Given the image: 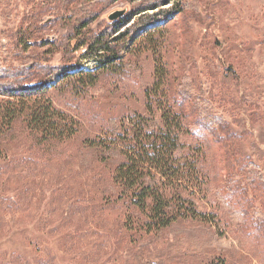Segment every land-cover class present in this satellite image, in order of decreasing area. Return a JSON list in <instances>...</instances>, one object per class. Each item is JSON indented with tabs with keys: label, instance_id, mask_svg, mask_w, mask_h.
<instances>
[{
	"label": "rangeland",
	"instance_id": "374dc122",
	"mask_svg": "<svg viewBox=\"0 0 264 264\" xmlns=\"http://www.w3.org/2000/svg\"><path fill=\"white\" fill-rule=\"evenodd\" d=\"M104 1L78 3L72 13L82 5L97 9L91 28L99 31L111 23L109 14L125 11L121 21L133 7L125 0L102 5ZM61 2L0 0V66L28 63L34 53L49 65H63L59 42L69 21L59 17L69 19L72 13H57ZM181 2L183 13L169 17L164 62L175 76L189 77L196 98L207 102L208 115L219 117L235 136L237 152L231 155L225 143L210 136L205 143L196 130L182 138L187 163L196 159L191 149L204 151L206 182L175 174L170 184L194 191L206 223L177 221L158 234L127 231V212L116 201L111 181L118 160L101 161L88 148V140L111 130L112 120L144 112L154 62L151 53L143 52L128 57L118 75L89 90L52 94L55 105L79 122L71 139L41 144L18 123L0 142V264H209L218 257L229 264H264V240L253 237L251 219L255 209L264 215V193L252 179L264 181V0ZM138 17L124 22V29ZM25 29L59 50L50 53L46 43H40L41 49L18 46L17 31ZM147 29L139 27L134 36ZM72 57L84 71L95 67L80 51ZM197 114L189 117L191 126ZM210 234L231 245L213 246Z\"/></svg>",
	"mask_w": 264,
	"mask_h": 264
},
{
	"label": "trees",
	"instance_id": "16d2710c",
	"mask_svg": "<svg viewBox=\"0 0 264 264\" xmlns=\"http://www.w3.org/2000/svg\"><path fill=\"white\" fill-rule=\"evenodd\" d=\"M116 1L123 0H105L102 5ZM125 1L133 5L127 18L111 21L99 31H92L91 26L99 17L97 9L83 8L82 5L72 13L76 4H90L92 0H62L57 13H72L69 19L58 16L65 23L69 21V25H64L66 34L59 42L63 65H49L41 53H34L28 63L15 66L6 61L0 66V142L18 123L41 144L71 139L79 130V122L55 105L52 94L64 91L78 94L80 90H89L100 80L118 75L128 57L149 52L153 57L154 75L144 92V112L132 115L129 120H112L111 130L88 140L87 145L101 161L112 157L118 160L111 181L117 191L116 201H121L127 212L123 226L127 231L158 234L177 221L190 219L205 224L206 214L199 210L194 191L188 192L186 186L170 184L175 174L184 180L185 175L191 174L206 182L201 167L204 151L200 146L191 149L196 159L193 165L187 163L185 154L188 149L183 147L182 138L196 130L205 143L207 136L225 143L232 155L237 154L235 136L229 133L219 117L208 115L207 102L196 98L189 77L175 76L164 62L162 51L168 23L172 20L169 17L183 13L182 0ZM169 3L168 9H162ZM148 11L153 13L144 14ZM138 15V19L124 29L123 23ZM139 27L148 29L135 37ZM32 36L28 29L17 31L16 44L41 49L46 43L50 45V53L59 50L54 48L52 41ZM78 51L82 59L96 62L93 70L84 71L73 62L70 55ZM195 112L198 114L191 126L189 117ZM252 179L264 193V181ZM191 187L195 188L194 185ZM260 206L264 208V202ZM253 212L251 219L256 227L253 237L264 240V215L258 209ZM246 214L247 211L243 210L242 215ZM209 240L208 243L220 248L231 245L224 237L218 238L215 234H210ZM209 264L229 263L224 257H218Z\"/></svg>",
	"mask_w": 264,
	"mask_h": 264
},
{
	"label": "water",
	"instance_id": "95a60500",
	"mask_svg": "<svg viewBox=\"0 0 264 264\" xmlns=\"http://www.w3.org/2000/svg\"><path fill=\"white\" fill-rule=\"evenodd\" d=\"M125 11H115L111 14L108 15V20L109 21H116L118 19H120L123 15H124Z\"/></svg>",
	"mask_w": 264,
	"mask_h": 264
}]
</instances>
